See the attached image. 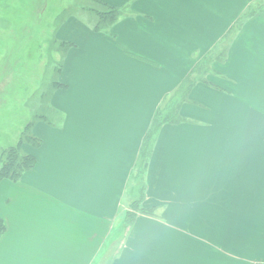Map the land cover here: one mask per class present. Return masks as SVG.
<instances>
[{"label": "crops", "instance_id": "crops-1", "mask_svg": "<svg viewBox=\"0 0 264 264\" xmlns=\"http://www.w3.org/2000/svg\"><path fill=\"white\" fill-rule=\"evenodd\" d=\"M77 1L119 16L101 31L70 18L57 34L70 47L51 99L62 113L57 125L38 124L39 146L23 145L36 166L14 184L19 193L11 219L4 218L0 261L70 264V244L85 239V219L118 215L165 99L193 82L199 62L238 27L242 32L225 47L223 76L205 74L206 83L194 86L181 106L183 121L157 136L144 203L154 212L137 215L140 236L122 262L132 264L129 253L135 264H164L171 254L174 264H212L205 226L176 224L186 235L174 240V226L163 225L174 211L179 218L225 217L226 264H264V17L260 9L245 16L258 0ZM165 197L172 210L161 207ZM203 202L211 209L201 212ZM215 202H225V210H215ZM80 229L81 239H71Z\"/></svg>", "mask_w": 264, "mask_h": 264}, {"label": "rangeland", "instance_id": "rangeland-1", "mask_svg": "<svg viewBox=\"0 0 264 264\" xmlns=\"http://www.w3.org/2000/svg\"><path fill=\"white\" fill-rule=\"evenodd\" d=\"M259 9L264 17V0H258L254 6L248 9L245 16L247 17L254 12L258 13ZM94 10L100 13L107 11L102 9L99 4L91 5L77 0H0V172L3 169V173L7 176L0 179V251L7 234V222L4 218L8 216L11 219V214L14 213V201L17 193H19L15 185L24 176L22 175L19 179H13L17 176L9 177L10 171L7 167L3 168V161L6 158L5 156L9 154L8 151L17 146L24 139L25 134L31 137L34 136L33 132H35L41 121L58 124L57 119L59 121V115L61 116L60 113L62 112L53 109L51 99L54 91L57 90L56 83H60L64 55L70 47L68 43L57 40V34L61 32L62 25L70 18H81L83 21L85 19L86 22L99 31L107 29L111 23L110 19H102ZM116 16H119L118 11H115V18ZM237 31L238 27H234L232 32L229 33V41L225 42L224 39L220 44L221 47L216 52L199 62L196 70L197 76L194 77L191 84L187 86L185 84L180 88V91L169 95L165 99L160 109L161 117L176 109V105L182 99L187 98V102H189L192 88L197 84L206 83L205 74H208V76L213 75L214 80L218 76H223V70L228 61V57H225V47L236 36H239L242 29ZM57 87H61V85H57ZM181 121L183 119L181 120L180 116V122H178V119H174V124L167 125L180 124ZM28 136L25 138V143L32 144L35 147L39 146V141L28 140ZM222 144H225V138ZM154 147L155 144L153 150L151 149L152 152ZM138 159L139 162H137L127 185V192L119 207L118 215L114 218H111L110 214L106 218H86L84 225L85 239H81L82 229L79 233L71 234V239L79 237L81 240L77 244L71 241L70 264H77V262L82 264V260H85V264H123L122 260L126 252L129 251V244L131 246L133 241L140 236L133 225L135 218L145 209H148L145 208L144 203L149 199L145 186L149 159L142 160L141 156ZM17 172L15 171L14 175L19 176L20 170ZM144 189L145 192L142 194ZM140 195H143L142 200ZM165 199L169 201L165 204L162 203L161 207L172 210L173 200L168 197H165ZM205 204L206 202H203L200 208L201 212L204 209H211ZM216 204L217 202L213 204L215 210H218V212L219 210L221 212L222 208L225 210V202L218 203V207ZM28 205H32L35 212L38 209L36 203L28 202ZM153 209H150L152 214ZM31 219L29 216L27 223H24V225L30 226L29 221ZM38 220L42 221L43 219L38 218ZM73 220L71 218V222ZM161 220H163V225L166 227L174 226V240L181 236V233L185 234V231H180L179 226H177L185 225L184 221L188 224L196 223L197 226H205L204 235L209 238L208 243L205 242L207 245L214 247L215 256L212 259V264H226L225 234L224 238L222 237V231L225 233V217L179 218L174 217V211H171L169 217ZM75 230L77 229H71V231ZM169 244L173 253L174 245L172 242H169ZM77 246H79V249ZM82 247L85 248L84 254ZM123 250H125L124 253ZM147 252L154 253L148 249ZM121 253H123V257L120 255ZM240 253L253 255V249L245 250V248H242ZM118 257L122 258L115 261ZM249 258L251 257L247 256L244 261L248 263ZM128 259L132 264L139 262L135 261L134 256L129 257V253ZM128 259L124 261L128 262ZM229 259L233 258L229 256ZM4 262V260H1L0 264H5ZM173 262V255L171 254L170 259L164 264H174Z\"/></svg>", "mask_w": 264, "mask_h": 264}, {"label": "trees", "instance_id": "trees-1", "mask_svg": "<svg viewBox=\"0 0 264 264\" xmlns=\"http://www.w3.org/2000/svg\"><path fill=\"white\" fill-rule=\"evenodd\" d=\"M98 13V16H100L102 19H110L111 23H114L117 20V16L115 18V10H107L105 11V13L103 12H98L97 10H94ZM252 14L248 15L247 17H251ZM110 23V24H111ZM191 84V81L190 83ZM187 102V98L182 99V101H180L179 104L176 105V109L168 112L166 115H162L160 114V109L159 108L153 122L150 128L149 133L147 134V136L145 137V139L143 140V145L139 154V157L141 156V159L144 160L146 158L149 159V161L152 158L153 155V146L157 140V136L158 134L161 132L162 128L167 125V124H174V119H178V122H180V109L181 106ZM162 118V119H161ZM28 134L24 135V139H22L17 146L13 147L12 149H10L8 152L9 154L7 156H5L6 158L3 161V168H8V171H10V173L8 174L9 177H16L13 179H19L22 175L26 174L27 172L31 171L32 169L35 168L36 166V159L33 156L27 155L23 153L22 147L23 144L25 143V138H27ZM28 140L31 141H35L36 138L33 136H28ZM152 149V150H151ZM22 150V152H21ZM138 157V158H139ZM137 162H139V159H137ZM137 162L135 164V167L137 166ZM148 168V167H147ZM10 169V170H9ZM17 169V170H15ZM20 170V174L19 176L17 174L14 175L15 171L19 172ZM135 170V169H134ZM12 171V172H11ZM3 169L2 172H0V179H4L7 176L5 175V173H3ZM17 172V173H18ZM134 172V171H133ZM1 174H4L1 176ZM146 186V185H145ZM145 192V189L143 190L142 194ZM141 196V200L143 198V195ZM143 214H152L151 210L149 209H145V211L142 212ZM136 219V218H135Z\"/></svg>", "mask_w": 264, "mask_h": 264}]
</instances>
